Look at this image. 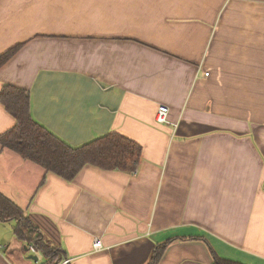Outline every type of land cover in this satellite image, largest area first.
Here are the masks:
<instances>
[{
	"label": "crops",
	"instance_id": "1",
	"mask_svg": "<svg viewBox=\"0 0 264 264\" xmlns=\"http://www.w3.org/2000/svg\"><path fill=\"white\" fill-rule=\"evenodd\" d=\"M15 46L0 88L28 90L34 120L72 146L142 147L133 172L66 181L0 146V192L60 264H146L170 239L158 264H264V0H0V54ZM13 124L0 103V135ZM12 227L0 264H45Z\"/></svg>",
	"mask_w": 264,
	"mask_h": 264
},
{
	"label": "trees",
	"instance_id": "2",
	"mask_svg": "<svg viewBox=\"0 0 264 264\" xmlns=\"http://www.w3.org/2000/svg\"><path fill=\"white\" fill-rule=\"evenodd\" d=\"M17 48L15 46L0 54V67ZM0 103L14 119L13 126L0 135V146L14 151L23 159L36 163L46 172H52L66 181L74 179L87 165L105 171L133 172L141 159V145L118 131H110L78 146L66 143L33 119L30 112V94L24 88L3 84L0 88ZM0 222L13 223L15 238L25 243L28 249L32 246L44 257L45 264H60L66 259L63 249L47 238L23 209L1 192ZM189 239H200L207 243L204 238ZM172 241L170 239L155 244L146 264H158ZM213 256L212 264H240L223 260L215 254Z\"/></svg>",
	"mask_w": 264,
	"mask_h": 264
},
{
	"label": "built area",
	"instance_id": "3",
	"mask_svg": "<svg viewBox=\"0 0 264 264\" xmlns=\"http://www.w3.org/2000/svg\"><path fill=\"white\" fill-rule=\"evenodd\" d=\"M205 75H207V73H205ZM167 115H168L167 106H164V105L159 106L156 112V118H155L156 122L161 123V124H168L169 121L167 120ZM92 245L95 250H99L102 247L99 238H94ZM29 250L32 253L36 252L32 246H29Z\"/></svg>",
	"mask_w": 264,
	"mask_h": 264
},
{
	"label": "water",
	"instance_id": "4",
	"mask_svg": "<svg viewBox=\"0 0 264 264\" xmlns=\"http://www.w3.org/2000/svg\"><path fill=\"white\" fill-rule=\"evenodd\" d=\"M30 258H32V259H34V260H36V259H37V257H36V256H30Z\"/></svg>",
	"mask_w": 264,
	"mask_h": 264
},
{
	"label": "rangeland",
	"instance_id": "5",
	"mask_svg": "<svg viewBox=\"0 0 264 264\" xmlns=\"http://www.w3.org/2000/svg\"><path fill=\"white\" fill-rule=\"evenodd\" d=\"M13 48H14V47H13ZM10 49H11V48H10ZM8 50H9V49H8ZM5 51H7V50H5ZM5 51H4V52H5ZM155 118H156V115H155Z\"/></svg>",
	"mask_w": 264,
	"mask_h": 264
}]
</instances>
